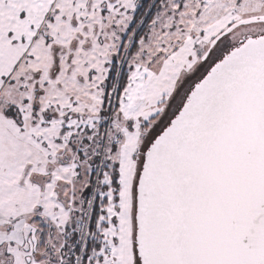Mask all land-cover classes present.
I'll return each instance as SVG.
<instances>
[{
	"label": "snow or ice",
	"instance_id": "snow-or-ice-1",
	"mask_svg": "<svg viewBox=\"0 0 264 264\" xmlns=\"http://www.w3.org/2000/svg\"><path fill=\"white\" fill-rule=\"evenodd\" d=\"M0 264H264V0H0Z\"/></svg>",
	"mask_w": 264,
	"mask_h": 264
}]
</instances>
